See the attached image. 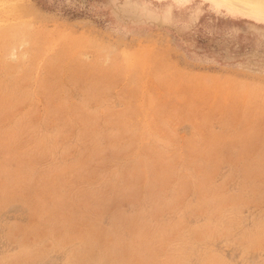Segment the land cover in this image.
Here are the masks:
<instances>
[{"label":"rangeland","instance_id":"1","mask_svg":"<svg viewBox=\"0 0 264 264\" xmlns=\"http://www.w3.org/2000/svg\"><path fill=\"white\" fill-rule=\"evenodd\" d=\"M0 264H264V6L0 0Z\"/></svg>","mask_w":264,"mask_h":264},{"label":"bare ground","instance_id":"2","mask_svg":"<svg viewBox=\"0 0 264 264\" xmlns=\"http://www.w3.org/2000/svg\"><path fill=\"white\" fill-rule=\"evenodd\" d=\"M239 1L257 6H264V0H239Z\"/></svg>","mask_w":264,"mask_h":264}]
</instances>
